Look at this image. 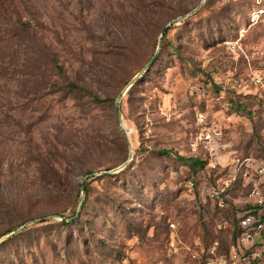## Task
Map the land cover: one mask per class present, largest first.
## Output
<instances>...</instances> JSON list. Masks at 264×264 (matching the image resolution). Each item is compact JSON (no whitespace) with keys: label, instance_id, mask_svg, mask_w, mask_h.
<instances>
[{"label":"rangeland","instance_id":"obj_1","mask_svg":"<svg viewBox=\"0 0 264 264\" xmlns=\"http://www.w3.org/2000/svg\"><path fill=\"white\" fill-rule=\"evenodd\" d=\"M202 1L0 0V235L37 220L0 264H203L233 243L264 161V0H206L169 27L122 100L131 162L101 174L130 148L95 96L117 99Z\"/></svg>","mask_w":264,"mask_h":264},{"label":"built area","instance_id":"obj_2","mask_svg":"<svg viewBox=\"0 0 264 264\" xmlns=\"http://www.w3.org/2000/svg\"><path fill=\"white\" fill-rule=\"evenodd\" d=\"M251 181L248 198L252 208L241 213L236 243L227 252L214 245L203 264H264V161L254 166Z\"/></svg>","mask_w":264,"mask_h":264},{"label":"water","instance_id":"obj_3","mask_svg":"<svg viewBox=\"0 0 264 264\" xmlns=\"http://www.w3.org/2000/svg\"><path fill=\"white\" fill-rule=\"evenodd\" d=\"M206 2V0H203L201 2V4L194 10H192L190 13L186 14V15H183V16H180L176 19H173L171 20L162 30L161 32V35H160V42H159V45H158V48H157V51L156 53L154 54V56L149 60V62L131 79V81L128 83V85L121 91V93L118 95L117 99H116V102H115V111H116V115H117V119L119 121V124H120V127L123 131V134L125 135V137L127 138V141H128V145H129V148H130V154H129V158L126 162H124L120 167L116 168V169H113V170H110V171H102L101 174H107V173H110V174H113L115 172H117L118 170H121L123 169L125 166L128 165V163L131 161L132 159V143H131V140H130V137H129V131L127 130L126 128V122H125V117H124V114H123V111L121 109V103H122V100L125 96V94L129 91V89L140 79L144 76V74L146 72L149 71V69L151 68V66L153 65V63L155 62L158 54H159V50L161 48V42H162V39H163V36L165 35L166 33V30L168 27L172 26L173 24H176L178 21L182 20V19H185L186 17L190 16L191 14H193L198 8H200L204 3ZM88 176H86L83 181H82V184H81V196H82V199H81V203L79 205V209L76 213V215L72 218H66V217H59L61 220L63 221H67V222H71L73 220H76L79 216V212L81 211V208H82V205H83V202L85 200V196H86V185H85V181L87 179ZM39 220V219H38ZM37 220H32V221H29V222H26L25 224H23L22 226H20L19 228H17L16 230L6 234L5 236L1 237L0 238V244L9 240L10 238L14 237L15 235L21 233L27 226H29L30 224L36 222Z\"/></svg>","mask_w":264,"mask_h":264},{"label":"trees","instance_id":"obj_4","mask_svg":"<svg viewBox=\"0 0 264 264\" xmlns=\"http://www.w3.org/2000/svg\"><path fill=\"white\" fill-rule=\"evenodd\" d=\"M169 23V22H168ZM167 23V24H168ZM171 27V26H170ZM169 30V27L167 28V30H166V33H165V35L163 36V38H165V36H166V34H167V31ZM161 49V48H160ZM156 53V52H155ZM159 53H160V50H159ZM154 56V55H153ZM152 56V57H153ZM151 57V58H152ZM158 57H159V54H158V56H157V58H156V60H155V62L153 63V65L151 66V68L149 69V71L152 69V67L154 66V64L156 63V61H157V59H158ZM150 58V59H151ZM149 59V60H150ZM149 62V61H148ZM147 62V63H148ZM146 63V64H147ZM145 64V65H146ZM148 71V72H149ZM148 72H146L145 74H144V76L148 73ZM143 76V77H144ZM142 77V78H143ZM142 78H140L130 89H129V92H131L137 85H138V82L142 79ZM68 86L70 87V88H75V89H79V90H85V88L84 87H82L81 85H79V84H77V83H75V82H70V83H68ZM95 99L96 100H98V101H103V102H111V103H114V107H115V102H116V99H113V98H106V99H104V100H101V99H99L98 97H96L95 96ZM122 104V103H121ZM121 109H122V107H121ZM115 114H116V111H115ZM116 118H117V115H116ZM117 121H118V119H117ZM118 123H119V121H118ZM120 125V124H119ZM121 128V127H120ZM121 131H122V129H121ZM122 133H123V131H122ZM123 136L125 137V135L123 134ZM125 139L127 140V138L125 137ZM128 142V141H127ZM163 152V154H165V155H168V156H170L172 153H173V151H171V150H163L162 151ZM129 154H130V152H129ZM176 157H177V159L178 160H180L183 164H187L192 170H197V169H201V168H203L204 166H205V161L204 160H202V159H200V158H197V157H185V156H183V155H179V154H177V155H175ZM128 160V159H127ZM126 160V161H127ZM125 161V162H126ZM131 162V161H130ZM129 162V163H130ZM124 163V162H123ZM128 163V164H129ZM128 166V165H127ZM127 166H125V167H127ZM124 167V168H125ZM90 174H92V172L90 171L89 172ZM107 174H110V173H107ZM85 185H86V181H85ZM252 186H253V183H252ZM252 188V187H251ZM251 190V189H250ZM86 193H87V187H86ZM249 193H250V191H249ZM249 193H248V197H249ZM85 201V200H84ZM83 204H84V202H83ZM82 207H83V205H82ZM250 208H252V205H250V203H249V198H247V201H246V206L244 207V208H241V209H238V211H237V214H236V217H235V221H236V224H235V226H236V233H235V236H234V240L232 241L233 243H236V241H237V238H238V236H239V234H240V232H241V229H240V226H239V220H240V216H241V213H242V211H244V210H246V209H250ZM82 209V208H81ZM77 213V212H76ZM59 215L61 216V217H66V218H72V217H74L75 215H73L72 217H67V216H65L64 214H62V213H59ZM79 216H80V212H79ZM79 216H78V218H79ZM78 218L76 219V220H73V221H71V222H67V221H63V220H61V223H62V225L63 226H68V225H70V224H73V223H75L77 220H78ZM16 230V229H15ZM25 230V229H24ZM23 230V231H24ZM12 231H14V230H8L7 232H5V233H3V234H1L0 235V238L1 237H3V236H5L6 234H8V233H10V232H12ZM22 231V232H23ZM21 232V233H22ZM21 233H19V234H21ZM19 234H17V235H19ZM17 235H15L14 237H12V238H10L9 240H7V241H5V242H3V243H1L0 244V246H2V245H4L5 243H8V242H10V241H12V239H14ZM225 252H227L228 251V249L227 250H224Z\"/></svg>","mask_w":264,"mask_h":264}]
</instances>
